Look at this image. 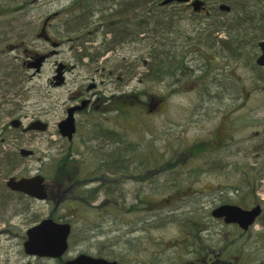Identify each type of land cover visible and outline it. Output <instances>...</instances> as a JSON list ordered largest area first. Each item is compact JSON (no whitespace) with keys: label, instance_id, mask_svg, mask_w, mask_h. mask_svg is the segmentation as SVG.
Listing matches in <instances>:
<instances>
[{"label":"rangeland","instance_id":"rangeland-1","mask_svg":"<svg viewBox=\"0 0 264 264\" xmlns=\"http://www.w3.org/2000/svg\"><path fill=\"white\" fill-rule=\"evenodd\" d=\"M83 5L91 7L84 10ZM71 6L79 8L72 10ZM113 6L123 7L114 0H0V185H5L12 175L35 173L40 166L48 184L56 186L55 167L59 168L61 158L65 168L77 161L82 172H91L98 163V148L106 153L117 145L114 141L107 143L103 138L98 139L95 132L99 127L119 131L122 142L118 146L130 149L123 150L125 164L136 160L135 167L127 170V176L136 179L119 185L118 203L112 195L108 200L101 196L92 203L87 196V201L81 198L77 205L68 196V200L58 199L49 204L5 190L10 200L6 201V207H0V264H64L60 259L29 256L23 247L26 230L53 216L72 224L70 249L61 258L64 261L86 253L115 259L120 264H150L151 261L156 264H264V212L249 232L241 235V230L213 217L197 225L186 216L189 211L213 208L208 203L201 204L202 199L197 197L188 199L183 195L177 204L165 208L156 206L160 209L154 212H149L142 202L150 193L159 197L165 194L157 187L161 188L167 176L172 183L180 176L179 186L186 189L185 194H196L203 189L206 197H210L207 193H215L219 185L245 188L243 183L262 176L257 181L256 201L264 207V169L259 171L263 159L251 152L252 144L264 133V68L255 64L260 49L253 51V63L247 65L245 59L236 61L228 49L221 50L217 45L212 49L192 46L193 51L187 52L177 48L175 53L190 58L195 57V50L200 51L202 59H199L207 63L210 75L205 76L204 85L209 86L215 100H209L197 86L192 88L193 81L186 79L188 84L182 91L170 96L165 113L152 114L148 112L149 105L139 111L134 107L135 92L143 91L144 97H149V92L156 96L167 93L162 83L149 81L144 75L147 69L143 62L156 48L153 47L155 39L161 37L165 41L180 36L183 40L176 43L182 44L196 35L197 27L185 20L173 34L166 33L165 38L161 29L155 31L161 27L152 25L148 26L149 38H145L146 33L140 36L142 39L132 41L131 36L138 30L133 25L136 20L129 14H121L122 21L130 18L132 24L124 27L126 32L115 39L107 31L118 27L117 21L112 24L113 20H108L111 17L104 13L106 7ZM102 18L106 20L100 21ZM73 21L80 23L75 25ZM217 36L227 38L224 32ZM55 42L59 46L55 47ZM113 46L115 50L106 51ZM53 49L60 51L59 54L44 61L41 71L37 72L34 64L38 62L32 57ZM201 62L192 60L188 64L196 66ZM57 63L69 66L65 83L59 86L53 79ZM81 89H96L105 102L117 100L111 99L113 96H122L117 102H125L128 109L119 114L105 105L100 111L83 112L78 118L79 131L70 144L59 134L57 124L66 117L67 109L74 106L73 97ZM139 96L144 101L142 94ZM110 105L115 107L113 103ZM16 118L23 126L41 119L49 123V128L45 132L24 133L22 127L11 125ZM213 137L221 143L227 142L212 154L217 157L209 158L212 163H220L222 169L217 166L212 170L213 165L200 162L192 165L195 160L192 159L182 163L183 168H179L182 170L166 172L164 178L161 175L149 182V173L146 174L149 162L140 171L137 167L147 158L161 161L162 166L164 158L183 140L204 141ZM21 149L24 156L19 154ZM69 151L76 155L67 163L62 155ZM199 169L207 172L198 176L194 171ZM190 173L192 181L187 179ZM106 176L113 183L114 178L110 174ZM115 187L106 188L109 191ZM61 191L53 188L58 196ZM228 195L233 197L232 193ZM120 202L125 205L121 207ZM71 212L75 214L72 216ZM189 223L191 229L187 227ZM191 239H195L193 244ZM211 258L217 261L210 262Z\"/></svg>","mask_w":264,"mask_h":264},{"label":"trees","instance_id":"trees-1","mask_svg":"<svg viewBox=\"0 0 264 264\" xmlns=\"http://www.w3.org/2000/svg\"><path fill=\"white\" fill-rule=\"evenodd\" d=\"M114 1H117L118 5L123 6L122 7L123 10H120V12H121V14H124L123 16H126L125 14H127L126 11H128V8H134V9L140 10V9L145 8V7L160 5V2L162 0H121L120 3H119L120 0H114ZM207 1H212V0H207ZM218 1H220L221 3H225V4L229 5L231 7L230 11L229 12L223 11L225 17L223 19H217L212 26H209V27H206V26L198 27V26H196L197 27L196 28V30H197L196 35H194V37L191 38L190 40L186 39V45L187 46L191 45V43H194V42H200L201 45L207 43V46H209V47L217 45L219 47V49H221V50L228 49L234 60L237 61V60H242V59L244 60L245 59V62L247 65L253 63V59H254L253 57L255 55V53H254L255 49H259L258 43L261 40H264V9H263L264 0H216L215 2H218ZM212 3H214V2L212 1ZM87 5H85V6L83 5L81 7H91V6H87ZM71 7L74 9L75 6H71ZM115 7H117V6H115ZM124 8H125V10H124ZM74 10H77V9H74ZM81 11L82 10H80V12ZM141 11L142 10H140V12ZM86 12H88V11H86ZM79 13L76 15L74 14V15L78 16ZM91 13H94V12L91 11ZM102 13H101V15H104ZM142 14L146 15L147 12L144 13V11H143ZM230 14H231V16H230V18H228V16ZM109 17H111V18H109L108 20H113L112 24H114L115 18H116L115 14L112 13V14H110ZM99 20L105 21L106 19L102 18ZM81 21H83V20H81ZM129 21H131L130 18L123 20L121 22L120 26L113 28V29L109 28L110 30H108L107 33L111 34L113 36V38L117 39L118 36H122L123 33L126 32V30H124L125 26L122 23L129 22ZM74 22H75V25L80 23L78 21H73V23ZM137 23H138V25H137L138 30H137V32H135V35L131 36V40L137 41L138 39H142V37H140V36L143 34H146V33H147V35L145 38H149L148 26L151 25L149 19H142V20H139ZM148 23H149V25H148ZM157 23L158 24H156V26L154 24L153 25L155 27L158 26L161 28L155 30L156 32H159V30L161 29L160 30L161 33L165 32V36H164L165 38H166V33L173 34V32H174L173 28L163 27L161 21H158ZM251 28H252V30L248 32V30ZM121 32H122V34H121ZM222 32L227 34L226 39H222V38L217 36V34H220ZM215 33H216V38H217L216 43L213 42V40L215 38L214 37ZM178 38H181V37L178 36L176 39H178ZM204 40L206 41V43L204 42ZM165 45L166 44H165L164 38L159 37L158 39H155L153 47H156V48L153 49V51L150 53L151 57H149L148 60L145 59L143 62L146 69H147V71L144 73V75L146 77L145 79H149V81H154V82H158V83H162V84L164 82H166V72H165L166 62L162 58L164 53H166ZM248 47L250 48V50H247ZM251 53H252V55H251ZM231 55H229V56H231ZM170 65H171V69H173L174 67L180 66L181 62L171 61ZM132 75H134V74H132ZM168 77L170 79H172L171 78L172 76H168ZM180 91H182V89H172V91H170V95L178 94V93H180ZM142 92L143 91H141V90L138 91V93L135 92V94H136L135 96H136L137 100L135 102L134 107L136 109H138L139 111H142V110L144 111V107L147 108V105L149 104L150 99H152V97H154L155 99L158 98V99H162V100L166 99L168 97L167 94H165V93H162V94L156 96V95L152 94L151 92H149V97L148 96L144 97ZM140 94H142V98L144 97V101L141 100V98L139 96ZM120 97L122 98V96H119V97H112L111 99L116 98L117 100H120ZM117 100H115L113 102L107 100L105 102V105H106L107 109L112 110V112H114V113L118 112L120 114L128 108H126V106H124L125 102L124 103L121 101L117 102ZM131 102L133 103L134 101H131ZM111 103H113L115 105V107L111 106L110 105ZM163 103H165V101H163ZM120 135L121 134L119 131H115L114 129H109L106 127H103V128L99 127V129H97V131L95 132V136L98 139L103 138L104 140H107V143L109 141H114L113 144H117L116 147L114 146L113 150L108 151L106 153L101 151L102 149L99 147L98 148L99 152L97 153V159H98V161L103 160L101 165L104 166V172L106 173V175L110 174L112 176V178H115V176H119V177H121V183L124 184L132 178L136 179V177H133L131 175L127 176V170H130L132 167L133 168L135 167L136 160H132V161H130L129 164H125L127 159L125 160V158H124L123 150L129 151L130 149L125 148L123 146H120V147L118 146L122 142V140H121L122 137H119ZM224 142H225V140L221 143L220 141H217L214 137L210 138V139H205L204 141L199 139L196 142L186 140L183 143H181L179 146H177L175 149H173V151L170 153V155H168L164 158L162 166H160L161 161H158L157 159H155V161H153V160L150 161V158H147L144 163L142 161L140 162V164L138 163L137 167L139 168V171H140V167L149 162V164L146 166L147 168L149 167V169L146 171V174L149 173V182H151L153 178H158L159 176L165 174L166 172H177L174 170H182V169H179L180 167L183 168L184 165L182 163H186L188 160H192V159H195L194 162H192V165L193 164L196 165L197 162H200V163L205 164V165H207V164L213 165V166H211L212 170L217 166H219V168L222 169L223 167L221 166L220 163H218V162L212 163V160L209 159V158H214L217 156H212V155L208 156V155L212 154L211 153L212 150L217 152L219 150V148H222L225 145ZM174 151H177V152L174 153ZM251 152L257 153L263 159L262 160V167L259 170V171H262L264 169V133L259 135V138L252 144ZM65 154H66L65 156H64V154L62 156L64 157V159L66 160L67 163H70V161L74 160L72 158V155H74V156L76 155L74 152H70V151L66 152ZM6 160L9 162L11 161L9 159V157H7ZM178 161H181L180 164H178ZM74 162H77V161H74ZM210 163H212V164H210ZM62 164H63V160L61 158L58 161L59 168L66 169L64 166H62ZM73 167H74V164L69 166L67 169L72 170ZM97 167H98V164L94 168H97ZM248 169H255V168L248 167ZM199 171L196 170L194 172H198V174H197L198 176L204 175L207 172V170H205V169H199ZM259 171L257 169V172H259ZM135 172H137V171H135ZM131 173L134 174L133 170ZM82 174H83V176H86L89 174V171L82 172ZM181 174H182V172L179 175H181ZM191 175H192V173H190L187 176V179L190 181H192ZM261 177L262 176H260L258 179H256V181L254 179V180H252V182L243 183L245 188L236 187V186H221V185H219V187H217L218 190L215 193H213V194L207 193V195H209L210 197H206V194L203 192V189H201V191L200 190L197 191L196 194L192 193V195H189L190 194L189 192L187 194H185L186 189H182V186H179L180 183H179L178 178H180V176H178L177 182H175V180H174L175 183L170 182L171 180H169L168 176H167L166 181L162 182L161 188L157 187V189H160V191L165 193V194H163L161 197H159L158 195H156V193H150L149 197L144 198V200L142 199L143 200L142 202H144L143 205L145 207L146 206L148 207L149 212H154V211L160 209L156 206H160V207L162 206V208H165L166 206L170 207L172 205H175L178 203L179 198L183 195H185L184 196L185 198L187 195L188 199H193L195 197H197L198 199H202L201 204H204L203 202H205L206 200L207 201L210 200V202H212L214 204L222 202L221 204H238V205H242L245 208H248V207H251V206L257 204V201H256L258 199V197L256 195L257 190H258L257 181ZM163 178H164V175H163ZM245 179H247V178H245ZM144 181L145 180H143V182ZM247 181H249V180H247ZM5 190H7V189L6 188L4 189V187L0 186V200H5V202H4L5 204L3 202L0 203V207H1V205H4V207H6V201L10 200V195H9V193H6ZM230 193L233 194L232 195L233 197L228 195ZM77 195H80V196H77L76 198H78V199H75V201L73 202L76 205L78 204V203H76L78 200H80L81 198L85 199L88 196L84 192H78ZM112 195L113 196L117 195L115 193V190H113V191L109 190L108 191V189H106V199L111 197ZM192 196H194V197L190 198ZM138 197H139V195H137L135 197V199H138ZM211 197H213V199H214L213 201H211L212 200ZM118 198L119 197H117V199H116L117 203H118ZM121 198H122V195H121ZM90 203H92V200H90ZM81 204H82V202H81ZM214 204L210 203V205H214ZM122 205H125V203L120 202L121 207H122ZM189 205L192 206V204H189ZM127 211H129V207H127ZM129 212H131V211H129ZM73 214H75V213H73ZM186 216L190 217L191 220L194 221L197 225L202 223L203 219L209 220L212 218L211 211L206 210L204 208H200V210H197V211L196 210L189 211L186 214ZM52 218L55 220H60V216L59 217L53 216ZM263 225H264V223H263ZM191 226L192 225L190 223L187 224V227L189 229H191ZM188 237H190V236H188ZM194 242H195V239H191V244H193ZM59 261L60 262L62 261L61 263H64V264L66 263V260L64 261V259H60ZM118 262L120 263V261H118ZM151 264H156V261H151Z\"/></svg>","mask_w":264,"mask_h":264},{"label":"flooded vegetation","instance_id":"flooded-vegetation-1","mask_svg":"<svg viewBox=\"0 0 264 264\" xmlns=\"http://www.w3.org/2000/svg\"><path fill=\"white\" fill-rule=\"evenodd\" d=\"M194 0H190V2L187 3H179V2H173L171 4L168 5H157V6H149V7H145L140 12L139 9H134V8H128L127 14H129V17L131 19L136 20L133 25L135 24L136 26L138 25V21L142 20V19H149L151 25H155L158 24V21L162 22V26L165 28H173V29H177L178 27H180L185 20H188L189 23H192L196 26H212L215 21L217 19H223L225 17L223 11L221 9V3L220 1L212 3V1H207V0H202L204 1V5L200 7L199 10H196L193 5L192 2ZM225 4V3H224ZM70 8V7H69ZM79 7H74V9H78ZM70 9L73 10V8L71 7ZM84 10H87L88 8H83ZM120 10H123V8L121 7H106V9H104L105 14H108L110 16V14L114 13L115 14V20L117 21V26L121 25V12ZM125 10V8H124ZM144 11L147 12L146 15L142 14V12ZM117 15H119V17H117ZM105 16V15H104ZM108 16V17H109ZM128 17V18H129ZM105 19V18H104ZM115 21V23H116ZM114 23V24H115ZM125 27H128L129 25H131L129 22H125L122 23ZM149 25V23H148ZM150 25V26H151ZM183 40V39H182ZM181 38H166L165 39V50L166 53H164V55L162 56L163 60L166 62V82L163 83V86H165V89H167V98L166 99H158V98H154L152 97V99H150L149 102V109L148 112H152V114H162L165 113V111L168 108V103H169V98L170 96V91H172V89H183V87H185L187 84H185V80L188 79V81L190 80L191 82L193 81V85L192 88L196 89V86L198 89L202 90V93L204 96L208 97L209 100H215V96L213 95L214 93L210 90L208 85H204V78L205 76H210L209 75V70H208V66L207 63L203 61L204 60H200L201 55H200V51L195 50L196 55L194 58H190V57H186L185 54H180V52L175 53V50L178 48H181L184 52L189 51V49H192V46H198V48L201 46L200 42H194L191 43V45H186V40L184 41V43H176L181 42L182 41ZM217 38L215 37L213 42L216 43ZM204 42L206 43V41L204 40ZM212 42V41H211ZM53 45L55 47L59 46V44H57L56 42L53 43ZM207 46L206 44L202 45ZM116 46L113 47H108L106 49V51H113L115 50ZM209 47V46H208ZM214 46H210V49L214 48ZM193 51V49L191 50ZM60 51H58L57 49H53L52 51L48 52V53H43V54H35V56L32 57V59H37L39 58L41 55L44 56V61L49 60L51 57L53 56H57L59 54ZM203 54V52H202ZM83 56L86 55V53L82 54ZM200 58V59H199ZM198 59V60H197ZM202 61L199 65H194L191 66L190 64H188V62L190 61ZM171 61H178L181 62V65L178 67H174L173 69H171ZM59 65V63H57ZM57 65V66H58ZM176 66V65H175ZM57 69V68H56ZM69 66L66 65L64 67V74H66V72L68 71ZM192 75V76H191ZM168 76H172L170 79ZM188 77V78H186ZM65 83V80L64 82ZM95 86V85H94ZM86 90V91H85ZM81 89L79 92H77L75 94V96L73 97V101L75 103H72L71 107H78L75 110V118H76V133L74 134L73 140L76 137L78 131H79V124H78V118L79 116L83 113V112H91L92 110L95 111H100L102 109H104L105 107V100L101 99L100 97V93L99 91H97L96 89ZM213 93V94H212ZM113 97H117V96H113ZM163 101H165V103H163ZM231 101H232V96H231ZM223 104V103H222ZM147 105V106H148ZM68 110V109H67ZM233 113V110H232ZM231 114V112L229 113V115ZM224 117H226V114L224 115ZM24 133H29V131H25L22 130ZM72 141L67 140L70 144L73 143ZM195 141L199 140V139H194ZM184 142V140H183ZM225 145H227V142L225 143ZM177 151H174V153H176ZM215 151L212 150V154ZM20 153V152H19ZM173 153V154H174ZM25 154V153H24ZM209 154L208 156L212 155ZM98 163V167L97 168H93V170L91 172H89L88 175L83 176L81 168H80V164H77V162L74 163V167L72 170L69 169H62V168H58L55 167V174H54V183L56 184V186L54 185H49L48 184V180H47V176L45 175V172L42 170V168L39 166L35 173H27L25 175L22 176H18V175H12L13 177H15L16 179L22 178V177H30L32 175H36V174H40L45 178V193L47 195L46 201L47 203H52L57 201L59 199L60 200H68V196H71L72 199L70 202H74L77 196L78 192H84L86 193V195L89 196V199H92V202L98 201L101 196L104 197V199H106V187H108L109 185H114L116 186L115 188H113L111 191L115 190V193L117 195H120V189H121V177L119 176H115L114 181L112 183V181L110 180L111 177H107L106 173L104 172V166L101 165V163L103 162V160H99L97 161ZM125 184V183H124ZM0 186H4V189L6 188L7 190H9L12 194H20L22 196H26L29 199H33L36 200L33 197H30L22 192H16V191H12L10 190L6 183L5 185L2 183V185ZM59 188L62 189L63 191H61V193L58 195H56L53 192V188ZM201 191V190H200ZM117 195H115L117 197ZM114 196V197H115ZM212 196V195H211ZM115 197V198H116ZM213 201V197H211ZM108 199V198H107ZM83 200H86L83 199ZM87 201V200H86ZM203 203H208V204H214L212 202H210V200H206ZM222 203V202H221ZM221 203H215L213 205L214 206H218L221 205ZM264 208V207H263ZM73 211V210H72ZM264 212V210H263ZM70 215H74L73 212H71ZM218 221H221L222 223H224L223 219H217ZM225 224V223H224ZM233 225L235 228L241 230V228L237 225V224H231ZM250 230V229H249ZM249 230L247 231H243L241 230V235H245L246 233L249 232ZM208 260V259H207ZM217 261L216 259L211 258L210 262H215Z\"/></svg>","mask_w":264,"mask_h":264},{"label":"water","instance_id":"water-1","mask_svg":"<svg viewBox=\"0 0 264 264\" xmlns=\"http://www.w3.org/2000/svg\"><path fill=\"white\" fill-rule=\"evenodd\" d=\"M189 2L190 0H163L161 5L171 2ZM205 3L202 0H194L193 7L199 10ZM222 10L230 11L231 7L227 4L221 5ZM261 54L256 60L257 65L264 67V40L259 43ZM39 66V65H38ZM62 67L58 70L57 79L61 84L63 77L61 74ZM78 107L69 108L68 116L61 121L58 126L62 136L72 140L76 132L74 111ZM19 120H14L12 124L18 126ZM48 123L36 120L32 122L27 129L46 130ZM45 178L41 175H35L29 178L16 179L11 177L7 181V186L12 190L24 192L34 198L46 199ZM262 213L261 205H256L251 209H245L235 204H224L215 207L212 215L215 218H223L225 223L238 224L243 230H248ZM27 239L24 241L23 247L26 254L34 257L62 258L69 249V236L71 234V225L69 223L56 222L51 218L42 220L40 223L30 227L26 231ZM67 264H118L116 261H110L102 257H95L88 254H79L78 256L68 260Z\"/></svg>","mask_w":264,"mask_h":264}]
</instances>
